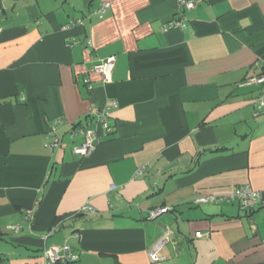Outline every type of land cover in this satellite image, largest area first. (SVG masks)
<instances>
[{
  "label": "crops",
  "instance_id": "crops-1",
  "mask_svg": "<svg viewBox=\"0 0 264 264\" xmlns=\"http://www.w3.org/2000/svg\"><path fill=\"white\" fill-rule=\"evenodd\" d=\"M176 12V0H0V264H45L63 244L78 259L62 264H264V115L244 85L264 70V0H197L185 28L165 30ZM109 57L105 82L90 69ZM113 103L109 134L88 124ZM87 126L95 151L78 158ZM243 185L263 196L252 212L194 204Z\"/></svg>",
  "mask_w": 264,
  "mask_h": 264
},
{
  "label": "built area",
  "instance_id": "built-area-1",
  "mask_svg": "<svg viewBox=\"0 0 264 264\" xmlns=\"http://www.w3.org/2000/svg\"><path fill=\"white\" fill-rule=\"evenodd\" d=\"M177 2V12L174 20L170 22L165 30H170L174 28H185L186 20L184 18V13L186 11L193 10L197 5V0H176ZM111 7L110 3H104L102 8L99 10L101 15L105 14L107 10ZM83 19H79L76 22H73L72 25L75 24H83ZM1 25H0V33H1ZM115 68V57H109L99 64L94 65L91 69V73H95L100 75L105 82H107ZM87 84H90L89 80H86ZM244 85H252L257 86L260 89V96L254 101V105L256 108L255 117L264 115V70L259 75L253 76L248 79ZM91 89V87L89 86ZM117 107L115 103L101 112L95 114L93 121L88 124L95 123L101 125L105 131L109 134L111 132V126L109 123L110 110ZM58 125L59 122L56 121L52 124V132L53 141L46 144V148L54 151L56 147L60 145L61 139L58 135ZM84 140L80 146H77L73 149V153L78 158H88L92 156L95 151V140H96V132L92 126H87L84 129ZM138 174L142 173L141 170L137 172ZM115 187H112L114 190ZM263 200V196L261 192L254 189L251 185H243L239 186L232 194L226 196H215V195H201L194 200L195 205H203V204H211V203H220V202H238L241 210L246 212H252L256 210ZM172 209L161 207L149 212V219H156L157 217L169 212ZM83 211L94 212V209L88 205L83 208ZM31 212H28V216ZM19 226L10 227V229L14 231L19 230ZM175 231L172 228H167L162 238L151 248L149 255L152 262H159L162 259L159 256V253L163 249L164 245L168 242V240L173 239ZM208 236V233H197V238H203ZM44 257L46 260L45 264H62L73 262L78 259L75 256L69 245L63 244L58 246H52L44 251Z\"/></svg>",
  "mask_w": 264,
  "mask_h": 264
}]
</instances>
